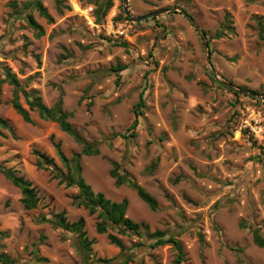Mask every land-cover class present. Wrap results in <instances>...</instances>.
<instances>
[{
	"label": "rangeland",
	"instance_id": "obj_1",
	"mask_svg": "<svg viewBox=\"0 0 264 264\" xmlns=\"http://www.w3.org/2000/svg\"><path fill=\"white\" fill-rule=\"evenodd\" d=\"M32 1L0 0V81L8 69L45 106L62 100L71 126L99 145V155L81 159L91 188L114 202L125 199L126 215L151 231L175 230L181 264H264V248L253 244L250 231L264 234V102L246 94L264 97L258 30L264 0H127L131 16L171 10L138 22L125 16L123 0H113L101 18L98 0H39L51 23L31 6L24 8ZM179 9L205 33L208 53L201 33ZM28 14L43 27L42 37H35ZM226 16L234 33L213 38ZM207 54L221 80L245 93L235 95L214 78ZM118 64L126 68L113 71ZM141 93L145 106L136 135L107 140L130 133ZM12 96L13 88L0 82V117L11 126L0 129V164L28 181L38 202L24 209L20 191L0 172V254L32 264L37 249L47 264H79L69 236L39 222L63 212L68 222L85 220L94 258L116 256L106 235L95 233V216L72 205L77 190L36 167L34 151L60 166L53 143L67 157L80 146L34 112L32 123L24 122L11 107ZM19 102L27 108L21 95ZM113 164L156 199L158 211L127 186L114 185ZM241 222L250 228L241 229ZM115 235L128 249L138 242ZM135 253L129 264H174L177 255L171 245Z\"/></svg>",
	"mask_w": 264,
	"mask_h": 264
},
{
	"label": "trees",
	"instance_id": "obj_2",
	"mask_svg": "<svg viewBox=\"0 0 264 264\" xmlns=\"http://www.w3.org/2000/svg\"><path fill=\"white\" fill-rule=\"evenodd\" d=\"M57 5H60V1H56ZM13 8H17L16 3H12ZM24 8L31 6L39 15L45 18L48 22H52L53 19L46 12V9L39 0H34L31 3L23 5ZM113 6V0H98L96 2V16L101 18L107 15L109 10ZM27 23L29 27L34 31L35 37L40 38L44 35L43 27L36 22L31 14H28ZM264 18H259L258 30L259 37L264 40L262 36ZM234 29L231 26L230 17L226 16V23L216 31L212 36L215 39L223 37L225 34H233ZM126 67L118 64L113 67L115 72H121ZM13 88V96L10 101L12 109L18 114L22 120L26 123H32L30 113L34 112L39 119L43 121L53 122L58 125L59 129L67 134L77 145L80 146L78 153L72 154L67 157L61 150L59 142L53 143V149L57 161L60 166L54 161V159L46 156L43 153L34 151L36 156V167L39 169H47L50 171L52 178L58 180V183L64 185L65 188H75L77 194L72 198V205L76 208H83L87 211L89 216H95V233L98 235H106L109 244L115 246L118 249V254L111 258H94L92 253V246L94 240L90 239L85 231V220L80 217L75 222H68L63 212L53 214L47 218L45 216L39 217L40 223H48L52 227L62 230L66 233L71 242L74 250L79 256V264H129L137 256L136 250L147 248L154 249L163 245H171L176 251V259L174 264H181L183 261L182 246L177 239V232L171 231H151L145 224H139L131 220L126 215L127 201L125 199L120 202H114L107 199L102 193L95 192L91 186L84 180L82 176L81 159L86 156L99 155V145L97 142H87L80 134L71 126L68 119L71 113L65 111L62 107V100L59 98L52 107H47L43 104L42 99L37 91H26L25 86L17 79L16 75L12 74L8 69L4 72V78L0 81ZM238 95L237 92H233ZM19 95L24 99L27 108H24L19 102ZM144 99L142 93L139 95V100L134 108L135 119L129 127L130 133L126 134H112L107 140L120 137L125 139L127 137L132 138L136 135V127L138 125V118L142 116V109L144 108ZM0 129L11 131V126L8 121L0 117ZM0 172L15 188L20 191L21 204L24 209L32 210L36 207L38 198L36 192L31 184L23 177L18 176L14 171L6 169L0 164ZM111 178L114 179V185L120 187L122 185L127 186L131 190L135 191L137 197L147 205V207L153 211H158V203L156 199L151 196L143 187L138 185L127 174H121L118 171V165L113 164V169L110 173ZM241 229H247L248 227L244 222L239 224ZM252 234L253 244L258 248H264V234L260 233L258 228H250ZM115 233L123 237L135 238L138 242L131 248H126L121 239L118 238ZM199 240L202 241V236L199 235ZM236 252H241L240 249H233ZM34 255V262L32 264H47L48 259L40 257L37 249L32 251ZM0 264H16L11 261L4 254H0ZM22 264H31L24 262ZM142 264V263H141Z\"/></svg>",
	"mask_w": 264,
	"mask_h": 264
},
{
	"label": "water",
	"instance_id": "obj_3",
	"mask_svg": "<svg viewBox=\"0 0 264 264\" xmlns=\"http://www.w3.org/2000/svg\"><path fill=\"white\" fill-rule=\"evenodd\" d=\"M123 10H124V13H125V16L132 19L133 22H138V21H143L145 19H149V18H152V17H155V16H158L160 14H164V13H168L170 12L171 10L170 9H167V10H158V11H153V12H150V13H147V14H144V15H139V16H131L130 13L128 12V7H127V0H123ZM179 11L185 15V17L196 27V25L194 24V21L192 19V17L190 15H188L187 13H185L183 10L179 9ZM197 28V27H196ZM197 30L201 33L203 39H204V48H205V51L207 52L208 51V43L206 41V38H205V33L202 32L200 29L197 28ZM208 53V52H207ZM206 63L209 67V70L210 72L212 73V75L214 76V78L222 83L224 86H226L227 88L233 90V91H236V92H239V93H245L244 91L240 90L239 88L231 85L230 83L228 82H225V81H222L221 78L217 75L216 71L214 70V68L212 67L211 65V61H210V57L209 55L207 54L206 55ZM248 94L249 96L253 97V98H256V99H260L262 102H264V97H261L257 94H254V93H246Z\"/></svg>",
	"mask_w": 264,
	"mask_h": 264
}]
</instances>
